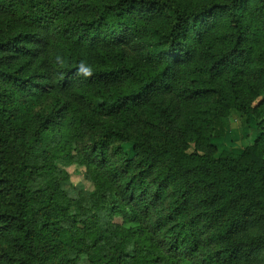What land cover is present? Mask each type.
<instances>
[{
  "label": "trees",
  "instance_id": "1",
  "mask_svg": "<svg viewBox=\"0 0 264 264\" xmlns=\"http://www.w3.org/2000/svg\"><path fill=\"white\" fill-rule=\"evenodd\" d=\"M251 1L260 29L245 15ZM130 4L131 0H116L88 17L73 16L71 0H0V16L17 14L32 25L25 32L0 38V241L10 245L6 251L0 249V264H195L182 251L184 230L176 231L169 222L174 221L171 214L164 217L156 212L155 200L165 196L166 184L175 174L184 173L194 174L196 181L217 191L209 219L221 218L229 203L243 196L249 200L246 206L254 204L263 215L257 222L261 235L251 240L240 237V232H229L235 224L225 220L211 238L218 246L224 243V249L216 250L226 256L218 264H253L251 251L243 250L253 245L252 240L257 250L262 249L264 148L258 142L239 155L222 152L218 157L187 154L175 145L146 144L141 152L135 142L132 158L145 170L135 174L131 160L124 169H117L108 159L111 136H119V129L101 132L90 152L79 156L86 177L92 174L98 182L94 201L71 199L53 183V190L47 191L50 184L43 183L44 175L52 174L48 168L57 172L55 156L71 162L70 148L97 130L95 117L110 119L150 105L158 108L154 115L165 118L166 111L209 95L227 110L240 102L237 95L228 100L213 80L206 87L198 83L203 70L214 77L225 73L227 66L237 70L242 65L238 61L248 59L251 47L242 44L256 35L264 38V0H212L183 9L158 0L141 1L138 4L149 6L144 11L147 17L160 11H168L169 16L165 29L134 46L129 29L134 24L133 12L139 9ZM218 18L225 36L220 50L212 52L208 47L210 64L190 67L195 41L202 42L203 33ZM103 35L112 47L99 52L96 46ZM12 59L34 75L18 74L7 64ZM254 61L252 73L264 79V54ZM17 88L26 92L28 100L50 102L47 110L30 113L29 102L17 97ZM252 93L264 98V82L260 91ZM259 108L264 112V102ZM210 125L214 138L225 136L218 115L210 119ZM258 125L263 128L264 119ZM165 156L172 164L155 175L162 184L155 188L154 200L148 201L146 177ZM61 174L58 171L53 178ZM115 218L121 224H114Z\"/></svg>",
  "mask_w": 264,
  "mask_h": 264
},
{
  "label": "rangeland",
  "instance_id": "2",
  "mask_svg": "<svg viewBox=\"0 0 264 264\" xmlns=\"http://www.w3.org/2000/svg\"><path fill=\"white\" fill-rule=\"evenodd\" d=\"M20 1V0H19ZM71 13L73 16L88 15V17L99 14L101 6L108 5L116 0H71ZM132 4H135L139 10L133 12L132 19L134 20L133 26L129 29L130 42L132 46L136 45V42H140L141 38L151 36L154 31L158 34L167 27V19L165 12H158L152 17L144 15V11L149 8L148 5L138 4L145 0H131ZM164 3H171L180 8L192 7L196 8L201 4L210 2L212 0H158ZM130 4L129 7L133 8ZM22 5V4H21ZM253 9V2L249 4V9L245 10L246 18L254 22L255 26L260 29L257 18L251 13ZM143 12V13H142ZM223 21L218 18V22L209 29H206L203 33V40L195 41V51L193 58L189 63V66L203 67L209 65L211 61L210 54L207 53L208 47L212 52H216L221 48V40L225 37L222 32ZM104 25V23H103ZM103 27V26H102ZM32 28V25L25 23L17 14H6L0 16V38L7 37V34L14 35L18 32L22 33ZM105 31V28H102ZM159 36H157L158 38ZM255 39V40H254ZM254 39L243 43V47L251 49L248 59L244 61H238L240 65L237 70H230L229 66L222 69L226 71L218 76L211 77L206 71H202V77L199 80L198 86L206 87L207 83L211 84V80L214 86L223 88L226 92L228 100L232 99L234 95H237L240 99L239 103L232 105L229 110L223 108L221 104L216 100V97L209 95L201 100L186 101L181 104L180 108L166 111L165 118L154 115V111H158V108L151 107L150 105H143L132 112H127L124 115L112 117L110 119H99L95 117L93 119L94 124L97 127L96 131H89L80 141L74 144L68 151V156L71 155L72 161L66 163L61 156L56 157L53 163L57 172L61 171V175L58 178H53L55 173L53 169L48 168V171L52 174L45 176V185L50 187L47 191H52V183L60 186V190L69 195L71 199L83 198L94 201L96 185L98 182L91 175L86 177V169L80 165V157H84L85 153H89L93 143L97 142V133L101 132H116L119 129V136H111V143L107 148V156L109 161L117 169H124V164L131 160L134 163L133 172H144L143 168L135 165V158H132L136 143L139 146L141 152H143L146 144L151 146H167L175 145L179 149H182L187 154L198 155H210L218 157L220 153L227 152L232 155H239L243 150L258 142L259 147L264 148V127H259V121L264 119L263 109L260 105L264 102L263 96H255L252 92L260 91L263 87L264 79H260L256 74H253L251 68L255 65L254 58L259 54H264V38L254 36ZM259 39V40H258ZM109 40L106 35L99 37V43L96 48L99 52L109 47ZM112 47V45H110ZM2 57H0V60ZM17 63V64H16ZM231 62L229 61V64ZM8 65H13L14 71L18 74L29 73L31 77L34 75V71L21 70V64L18 61H7ZM1 67V64H0ZM229 68V70H228ZM232 71V72H231ZM253 90V91H252ZM17 97L21 100L28 101L27 108L30 109V113H38L39 111L45 112L47 105L50 103L44 99L38 101L28 100L27 94L23 89L14 90ZM252 91V92H251ZM24 97V98H23ZM33 102V103H32ZM232 103L234 101L231 100ZM230 103V102H229ZM153 108H156L154 110ZM168 109V108H167ZM165 111V110H163ZM261 111V112H260ZM259 113V114H258ZM218 115L221 119L225 136L223 138H214L211 133L210 119ZM199 118L195 120L194 117ZM193 120V121H192ZM108 128V129H106ZM136 142V143H135ZM87 150V152H86ZM171 159L169 157H162L157 160L153 165V172L149 177H146L145 184H148L149 191L145 195L148 201H153L155 196V188L159 187L162 182L156 181L155 175L161 169L171 166ZM145 168V167H144ZM40 183V180H38ZM165 189V196L162 199L156 201L157 214L164 217L171 214L174 221H169L176 228V231L184 230L183 242L185 247L183 252L188 253L193 259L195 264H218V259H225V254L220 256L216 253V250L224 249L222 242L220 246L213 244L211 238L216 235L220 226L225 223L226 219H231L234 222L232 230L234 233L240 232L239 236L244 237L245 240H251L254 237H258L260 218H263L261 211L254 204H249L248 197H236L229 203L228 208L224 210V214L216 221L209 219L210 210L215 206V195L217 191L209 186L208 183H199L196 181L194 174L184 173L183 176L175 174L169 185ZM178 186V187H176ZM183 186L182 189L177 190ZM179 191V192H177ZM180 193L185 195L180 197ZM154 212V210H153ZM120 218H115L113 223L121 224ZM192 226V228L190 227ZM195 234V235H194ZM7 240H11L10 236H7ZM217 241V240H216ZM197 242V243H196ZM195 243V248H194ZM248 248L243 250L249 255H252L251 259L253 264H264V245L262 249L257 250L256 240H252ZM10 245L6 241H0V249L8 250ZM219 247V248H218ZM0 250V252H1ZM246 257L247 254L242 253ZM240 256L238 257V262Z\"/></svg>",
  "mask_w": 264,
  "mask_h": 264
}]
</instances>
